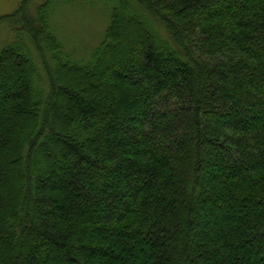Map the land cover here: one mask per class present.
Returning a JSON list of instances; mask_svg holds the SVG:
<instances>
[{"label": "trees", "instance_id": "trees-1", "mask_svg": "<svg viewBox=\"0 0 264 264\" xmlns=\"http://www.w3.org/2000/svg\"><path fill=\"white\" fill-rule=\"evenodd\" d=\"M73 1L0 49V264H264V0H106L89 58Z\"/></svg>", "mask_w": 264, "mask_h": 264}, {"label": "rangeland", "instance_id": "rangeland-1", "mask_svg": "<svg viewBox=\"0 0 264 264\" xmlns=\"http://www.w3.org/2000/svg\"><path fill=\"white\" fill-rule=\"evenodd\" d=\"M45 1L0 0V49L13 40L15 32L11 31L9 19L14 17L16 11L25 4L27 11L33 15ZM244 1L251 2V0ZM88 2L86 0H74L68 4L62 3L52 16L55 33L60 38V41L65 43L66 51L76 57L84 54V56H87L86 58H89L100 45L105 37L112 11V4L106 0H90ZM260 51L254 52L259 53ZM122 75L128 76L131 74L127 71H122ZM82 85L85 86L86 84L82 83ZM237 112L235 111L234 113ZM258 117L259 115L253 116L248 127L255 128L256 122L260 123V117L259 119ZM262 118H264V113ZM131 122L134 123L133 120ZM224 122L225 119H215L211 122V129L218 127ZM206 154L209 156L213 155L212 152H207ZM226 163L229 164V161H221L219 164L225 165ZM212 167L214 170L218 166L213 164Z\"/></svg>", "mask_w": 264, "mask_h": 264}]
</instances>
